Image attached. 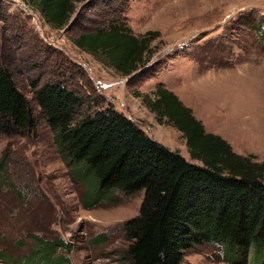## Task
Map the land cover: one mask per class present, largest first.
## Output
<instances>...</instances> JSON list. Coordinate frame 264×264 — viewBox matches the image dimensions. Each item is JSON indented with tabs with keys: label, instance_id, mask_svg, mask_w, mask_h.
<instances>
[{
	"label": "rangeland",
	"instance_id": "obj_1",
	"mask_svg": "<svg viewBox=\"0 0 264 264\" xmlns=\"http://www.w3.org/2000/svg\"><path fill=\"white\" fill-rule=\"evenodd\" d=\"M36 13L0 0V66L10 70L35 119L33 128L0 129V159L6 160L0 173V264H18L1 253L16 260L30 253V235L69 244L64 253L70 264H124L123 224L137 214L143 195L117 191L112 200L85 208L88 184L74 178L57 151L32 99L33 83L61 81L81 96L85 111L111 105L151 138L201 165L190 157L181 132L159 123L143 102V95L153 99L163 85L206 132L264 161V0H84L75 3L62 29ZM116 21L137 37L158 33L150 56L127 76L72 43L80 33ZM92 198L90 189L86 199ZM96 235L104 241L91 242ZM182 264L228 263L219 246L201 244L186 251Z\"/></svg>",
	"mask_w": 264,
	"mask_h": 264
},
{
	"label": "trees",
	"instance_id": "obj_2",
	"mask_svg": "<svg viewBox=\"0 0 264 264\" xmlns=\"http://www.w3.org/2000/svg\"><path fill=\"white\" fill-rule=\"evenodd\" d=\"M27 1L48 26L62 29L75 3L84 0ZM157 34L137 37L116 21L80 33L72 43L127 76L150 56L149 43ZM153 94V99L142 96L145 105L159 123L165 120L181 132L190 157L201 165L151 138L111 105L83 110L81 96L61 81L33 83L32 99L74 178L88 184L85 208L112 200L117 191H143L137 214L123 224L124 264H182L186 251L201 244L219 246L228 264H264V161L241 155L220 135L206 132L192 109L165 86ZM33 127L28 99L10 70L0 66V129ZM5 161L0 159V173ZM28 237L35 242L30 253L18 260L1 256L18 264H70L64 252L71 246L62 239ZM103 241L101 235L91 239Z\"/></svg>",
	"mask_w": 264,
	"mask_h": 264
},
{
	"label": "built area",
	"instance_id": "obj_3",
	"mask_svg": "<svg viewBox=\"0 0 264 264\" xmlns=\"http://www.w3.org/2000/svg\"><path fill=\"white\" fill-rule=\"evenodd\" d=\"M9 2H13V4L21 9L22 11L32 15V16H36L37 17V13L38 12L34 7H32L27 0H7ZM40 15V14H39Z\"/></svg>",
	"mask_w": 264,
	"mask_h": 264
}]
</instances>
